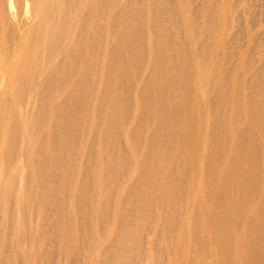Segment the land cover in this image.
Listing matches in <instances>:
<instances>
[{
	"label": "bare ground",
	"instance_id": "obj_1",
	"mask_svg": "<svg viewBox=\"0 0 264 264\" xmlns=\"http://www.w3.org/2000/svg\"><path fill=\"white\" fill-rule=\"evenodd\" d=\"M177 1L0 7V264H264V45L254 26L242 44L240 2L254 14Z\"/></svg>",
	"mask_w": 264,
	"mask_h": 264
},
{
	"label": "rangeland",
	"instance_id": "obj_2",
	"mask_svg": "<svg viewBox=\"0 0 264 264\" xmlns=\"http://www.w3.org/2000/svg\"><path fill=\"white\" fill-rule=\"evenodd\" d=\"M136 1L137 2L138 1L141 2L142 0H129L130 4L132 6L139 7L141 4L139 6H138V4L136 5L135 4ZM169 1L170 0H164V3H163L165 5V9L167 10V12L165 13L166 16L174 11V8L168 4ZM171 1H174V0H171ZM194 1H196L195 3H197V5H199L201 2H205L204 4L208 5L210 0H194ZM220 1L221 0H219L218 3H216L215 12H214V10L211 11V13L214 14L213 15L214 17H217L216 13L218 14V4H219ZM246 1L247 2L244 4L246 6V8H247L246 11H250L251 13L254 14V16H250V15H248L246 13L245 14H241V12L244 10V8H243V4L240 2V5L238 7H239V11H240V15H241L242 19H241V26H240L241 28H240V31H239V36L242 39V44L243 45H246L247 43L249 44L248 33H251L250 29H251L252 26H254L256 28V30L254 32L258 33L261 36L260 42H258V44H255L254 46L252 45L253 47L256 48V51H258V49L259 50L262 49V47L264 45V43H263L264 42V0H246ZM79 2L82 3L83 0H79ZM175 2H178V1L175 0ZM10 5H11V0H0V7L3 6L5 8H8V7H10ZM79 6H80V4L78 3V0H75V5L72 4L73 8H77L78 9ZM21 8H22V12H23V19L27 20V14H28L27 9H28V7H27L26 2H23V5L21 6ZM177 12L180 13L179 10ZM229 17H230V14H228V11H227V13H225V18L228 19ZM249 17H253V18H251V20L253 21L252 23H249ZM65 19H68V16H66ZM52 20H53V17L48 16L49 26H50V23L52 22ZM22 22L23 21H22V17L21 16H18L15 21L14 20H10L11 25L16 24V23L23 24ZM252 44H254V43L252 42ZM33 57L34 56H32V59H30L29 63H31V61L33 60ZM30 132L31 131H28V134ZM18 136H19V134H18ZM19 143L22 144V141L19 140ZM121 143H122V145H124V147L127 146V141L125 140V138H124V140L123 139L121 140ZM76 158L80 159V154H78L76 156ZM77 163H78V161L76 160V164ZM82 168H83V166H77L75 168L74 175L72 176L74 184H76V182L78 181L79 175H77V174H79V173H81V171H83ZM30 169L31 168H29L28 170H30ZM85 169H88V171H89V181H92L93 180V170H92V168L88 167V168H85ZM28 173H31V172H28ZM119 183L122 184L123 181L120 179ZM72 198H73L72 201L74 203L76 201V199H74L73 196H72ZM111 207H112V205H111ZM89 223H90V221L87 220V223H86V226H85L86 228L89 226ZM108 228L109 227L107 225L103 226L104 231H107ZM23 229H29V228L27 227L26 223L23 224L19 220H16V223H9L8 224V228H7V230H8L7 232L9 233V238H10V239H8L9 243L13 242V244H15L16 240L19 241L18 247L17 248H15L14 246L13 247L17 251L16 258L18 260H20V261H24V254L23 253H25V252H24V250H22V246L24 245L23 238L20 235L16 236V237H13V236L15 234H20V231H22ZM73 231H75V230H73ZM85 239H86V236H85V238H83V241H85ZM88 241H89V246L93 244L91 239H88ZM87 244H88V242H87ZM87 254L88 253L86 251L77 254L78 260L80 261V259L82 260L83 258L84 259L87 258L88 257ZM5 260H7L6 257L3 260L4 261L3 264H12L10 262L7 263V261H5ZM79 264H81V263H79Z\"/></svg>",
	"mask_w": 264,
	"mask_h": 264
}]
</instances>
